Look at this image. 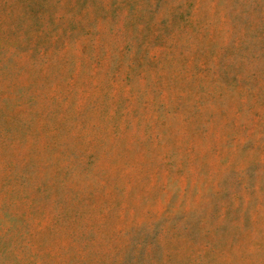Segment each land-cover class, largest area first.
<instances>
[{"label": "rangeland", "instance_id": "374dc122", "mask_svg": "<svg viewBox=\"0 0 264 264\" xmlns=\"http://www.w3.org/2000/svg\"><path fill=\"white\" fill-rule=\"evenodd\" d=\"M0 264H264V0H0Z\"/></svg>", "mask_w": 264, "mask_h": 264}]
</instances>
